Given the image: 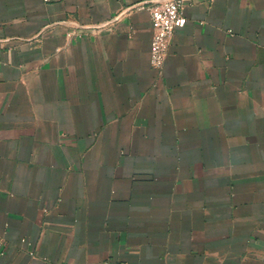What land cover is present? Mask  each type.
Returning a JSON list of instances; mask_svg holds the SVG:
<instances>
[{"label":"crops","instance_id":"crops-1","mask_svg":"<svg viewBox=\"0 0 264 264\" xmlns=\"http://www.w3.org/2000/svg\"><path fill=\"white\" fill-rule=\"evenodd\" d=\"M0 0V264H264V0Z\"/></svg>","mask_w":264,"mask_h":264},{"label":"built area","instance_id":"built-area-1","mask_svg":"<svg viewBox=\"0 0 264 264\" xmlns=\"http://www.w3.org/2000/svg\"><path fill=\"white\" fill-rule=\"evenodd\" d=\"M143 8L148 12L153 30L150 48V63L161 69L175 30L183 28V0H153Z\"/></svg>","mask_w":264,"mask_h":264}]
</instances>
